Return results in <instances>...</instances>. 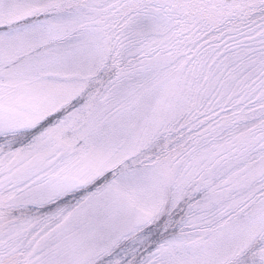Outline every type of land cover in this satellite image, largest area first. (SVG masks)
I'll return each mask as SVG.
<instances>
[{
    "label": "snow or ice",
    "instance_id": "obj_1",
    "mask_svg": "<svg viewBox=\"0 0 264 264\" xmlns=\"http://www.w3.org/2000/svg\"><path fill=\"white\" fill-rule=\"evenodd\" d=\"M0 264H264V0H0Z\"/></svg>",
    "mask_w": 264,
    "mask_h": 264
}]
</instances>
